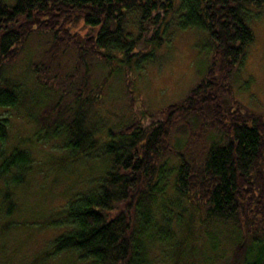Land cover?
Returning a JSON list of instances; mask_svg holds the SVG:
<instances>
[{"label": "trees", "instance_id": "obj_1", "mask_svg": "<svg viewBox=\"0 0 264 264\" xmlns=\"http://www.w3.org/2000/svg\"><path fill=\"white\" fill-rule=\"evenodd\" d=\"M248 5L262 7L264 0H0V203L6 219L14 209L12 189L26 184L33 171V154L5 147L10 131L6 115L20 106L23 96L20 86L2 77L30 36L51 34L52 56L73 42L78 60L89 51L111 63L118 58L116 63L127 70L150 61L154 52L148 49L161 47L167 17L177 8L181 27L206 31L213 45L208 73L189 97L159 113L142 112L118 132L108 129L94 138L95 123L79 114L81 95L71 124L66 121L68 108L57 110L52 123L43 121L45 136L53 130L55 138H64L65 162H95L88 169L93 187L74 195L49 221L62 231L46 251L49 256L42 258L72 253L80 264H153L148 254L155 233L167 228L169 244L171 223L180 224L183 216L181 205H168L165 196L173 172L161 160L172 155L178 160L172 190L193 206L204 207L207 223L235 234L227 264H264V115L221 105L216 92L219 76L222 82L230 79L253 44L254 33L246 23ZM128 12L139 13L135 32L125 29ZM81 26L90 33L77 42L70 28ZM205 108L214 122L212 130L224 134L226 143L196 149L197 154L173 151L172 129ZM159 199L165 203L161 224L154 214ZM215 233H209L213 247L222 235L220 230ZM209 259L208 264H216L222 258Z\"/></svg>", "mask_w": 264, "mask_h": 264}, {"label": "rangeland", "instance_id": "obj_2", "mask_svg": "<svg viewBox=\"0 0 264 264\" xmlns=\"http://www.w3.org/2000/svg\"><path fill=\"white\" fill-rule=\"evenodd\" d=\"M245 12L246 23L254 33L253 44L246 49L230 79L222 82L219 76L216 92L221 105H236L242 112L264 115V38L260 32L264 27V5H248ZM180 19L176 8L163 27L161 47L148 49L154 52L150 61L133 64L127 70L116 63L118 58L111 63L89 51L78 60L73 42L52 56L51 34L30 36L17 59L5 67L2 80L20 86L23 96L20 106L6 115L10 131L5 147L32 151L33 171L26 184L12 189L14 209L7 219L0 203V264H80V257L72 253L51 257L56 258L53 260L42 257L49 256L46 251L62 231L50 227L49 221L74 195L93 187L88 169L95 161L82 165L85 161L77 159L72 166L65 162L64 138L62 135L55 138L53 130L45 136L43 121L52 123L50 119L55 118L57 110L68 108L66 121L71 124L78 107L76 99L81 95L79 114L84 121L86 118L87 122L95 123L96 138L108 129L122 130L133 119L138 120L142 112L159 113L189 97L206 77L214 52L206 31L184 29ZM138 20V12H128L125 29L135 32ZM89 33L83 26L70 28V37L77 35V42L86 39ZM207 109L200 115L191 113L172 129L169 147L173 151L197 154L196 149L226 143L224 134L212 130L214 122ZM161 163H166L173 172L166 186L170 187L165 194L168 205L180 204L183 216L180 224L171 223L173 240L169 244L167 228L155 233L149 246L150 260L153 264H208L209 258H222L216 264H227L225 258L232 257L235 234L228 227L207 223L204 207L193 206L172 190L178 164L174 156H165ZM162 200L154 206L155 220L160 224L164 221ZM8 220L13 222L10 227ZM218 230L222 232L219 246L213 247L211 235Z\"/></svg>", "mask_w": 264, "mask_h": 264}, {"label": "snow or ice", "instance_id": "obj_3", "mask_svg": "<svg viewBox=\"0 0 264 264\" xmlns=\"http://www.w3.org/2000/svg\"><path fill=\"white\" fill-rule=\"evenodd\" d=\"M260 32H261V37L264 38V27H262V28L260 29Z\"/></svg>", "mask_w": 264, "mask_h": 264}]
</instances>
